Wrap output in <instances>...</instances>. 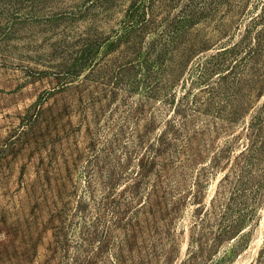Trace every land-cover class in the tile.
<instances>
[{
  "label": "rangeland",
  "instance_id": "rangeland-1",
  "mask_svg": "<svg viewBox=\"0 0 264 264\" xmlns=\"http://www.w3.org/2000/svg\"><path fill=\"white\" fill-rule=\"evenodd\" d=\"M261 187L264 0H0V264H264Z\"/></svg>",
  "mask_w": 264,
  "mask_h": 264
},
{
  "label": "trees",
  "instance_id": "trees-1",
  "mask_svg": "<svg viewBox=\"0 0 264 264\" xmlns=\"http://www.w3.org/2000/svg\"><path fill=\"white\" fill-rule=\"evenodd\" d=\"M261 189L263 191L264 187H261ZM238 190L239 189L236 188L235 191L237 192ZM235 191L232 193L234 196L229 197V201L225 204L220 205L217 208L214 206L212 208H206L203 211V215L198 216V222L196 224L202 225L209 219V216L214 213L215 216L218 217L217 223H215L217 227L215 234L216 238L239 231V229L245 224L246 219L248 217L250 218V213L248 212L247 205L244 201H236L237 193ZM197 214L200 215L199 212H197ZM206 218L208 219L206 220Z\"/></svg>",
  "mask_w": 264,
  "mask_h": 264
}]
</instances>
